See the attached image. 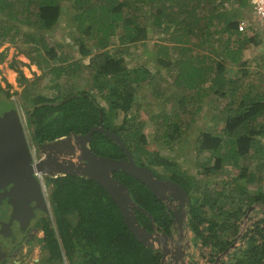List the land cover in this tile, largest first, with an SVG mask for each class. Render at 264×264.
I'll return each mask as SVG.
<instances>
[{
  "label": "trees",
  "instance_id": "obj_1",
  "mask_svg": "<svg viewBox=\"0 0 264 264\" xmlns=\"http://www.w3.org/2000/svg\"><path fill=\"white\" fill-rule=\"evenodd\" d=\"M32 1L24 0L25 7L17 10L10 0H0V13L11 21L4 24L1 20L0 43L6 32L17 30L10 41L31 44L37 54V59L32 57V63L37 66L57 63L51 64L48 70L55 75L52 80L63 74L72 75L80 67L91 71L90 79L81 89L58 90L56 96L34 93L32 99H26L31 140L36 148L73 132L84 135L102 122L104 128L119 135L139 165L148 167L158 178L174 180L185 189L189 199L187 226L196 239L193 244L210 247L213 263L240 238L242 244L224 254L226 258H220L216 264H264V90L258 91L251 83L242 93L234 95L238 82L249 73L242 51L261 43L258 34L248 35L238 30V20L248 8L247 0H71V8L75 10L72 17L77 21L73 31L77 33L74 44L78 56L71 58L72 61L68 60V53L66 58L62 57L63 50L58 51L62 48L60 43H48L42 33L57 24L62 13L61 0H36L32 13H25L23 9L26 11ZM22 26L33 30L19 31ZM151 27L153 31L149 33ZM85 35L94 50L84 42ZM154 36L172 43L179 56L173 64L171 61L172 65L180 64L174 83L177 86L182 79L181 85L187 91L182 98L174 96L176 106L185 114L194 115L204 108L200 106L204 98L210 105L217 98L227 101L222 127L202 130L194 141L196 152L206 153L205 161L199 165L201 176L215 179L223 163L232 166L231 174H234L232 168L237 169L234 176L220 185L213 183L210 189L209 185L201 187V178L187 175L157 152L148 151L146 135L141 131L142 121L133 122L130 113L139 87L152 85L154 98L161 93L160 87L154 85L156 74L143 65L129 66L123 54L129 52L127 44L144 43ZM111 37H116L120 45L113 44ZM205 47L209 54L199 51ZM162 48L167 49L164 45ZM2 57L3 53L0 60ZM84 58L87 64L82 63ZM235 66L242 76L232 79L227 73ZM17 71L20 79L25 80L23 73ZM42 77L44 74L36 79ZM0 90L3 89L0 87ZM178 107H171L164 115L151 113L156 119L154 124L162 129L157 140L168 147L187 130L181 129L188 123L182 120ZM113 122L117 123L114 127ZM88 147L99 155L125 157L117 143L97 131L92 133ZM210 159L212 164L207 166ZM156 166L165 173L160 174ZM255 172L259 173L257 178L253 177ZM113 176L127 186L137 205L135 215L146 230L153 231L152 220L156 228L158 225L169 227L171 220L164 204L144 184L121 170ZM48 180L50 204L57 221L56 228L47 227L46 231L53 258L61 259L63 249L66 258L74 264H160V249L137 241L105 188L77 175H57ZM218 200L222 203L216 206ZM252 203L261 205L263 216L238 235L237 222ZM207 207L216 208L217 215L224 218L210 217Z\"/></svg>",
  "mask_w": 264,
  "mask_h": 264
},
{
  "label": "rangeland",
  "instance_id": "obj_2",
  "mask_svg": "<svg viewBox=\"0 0 264 264\" xmlns=\"http://www.w3.org/2000/svg\"><path fill=\"white\" fill-rule=\"evenodd\" d=\"M10 2L14 3V6L17 10L22 9L25 7L24 0H10ZM61 16L57 22V24L51 29L43 31L42 33L44 36L48 39V43H60L62 45L61 49H58V51H62V57H67L65 53H68V60L72 61L71 58H77L76 53V46L74 44V37H76V32L73 31V26L77 21H75V18L72 17V15L75 13V10L71 8V0H61ZM100 2V0H99ZM99 5V3H98ZM36 6V0H33L32 3L29 5V8L24 12L26 13L29 11V14L32 13V9H34ZM255 19V18H254ZM1 20H4L5 23L11 24V21L6 20L5 16H3L0 13V27L2 26ZM252 21L253 20L251 19ZM253 22L254 26H257V24ZM252 23V22H251ZM244 29L242 31L246 32L248 35H252L248 27L251 26L248 21L244 22ZM256 24V25H255ZM249 25V26H248ZM256 28V27H255ZM153 28L149 29L151 32ZM33 29L30 27H24L22 26L19 31H32ZM118 31V30H117ZM17 30H9L6 35V37L3 38L2 42L0 43V54L3 53V57L0 60V86L7 89V94L5 96L9 99H2L0 98V114L5 112L6 109L12 108L15 104L18 110V114L20 116L24 132L26 137L28 138L29 142H32L31 140V132H32V125L30 121L27 118L26 115V105L29 104V102L26 101V99H32V94L38 93V94H44L48 96H56L59 91L63 90H72V89H81L82 87L87 84V80L90 79L91 71L90 69H85L80 67V69L76 70L75 73L72 75L69 74H63L56 80H52L54 78L53 72H48L50 70L51 64H57L56 62H51L49 66H45L44 63H42L41 66H37L36 64L32 63V57L34 59L36 58L35 51L32 50V45L28 43H24L21 41H15L11 42L10 37L16 33ZM41 33V32H40ZM41 33V34H42ZM120 34V32H116V35ZM260 35V34H259ZM258 35V36H259ZM261 36V35H260ZM259 36V37H260ZM84 42L87 46L91 48L92 42L87 38V35L83 36ZM262 39V37L260 38ZM111 42L113 44H117L119 46L118 40L116 37L110 38ZM166 43H168V40H165ZM152 42H150L149 45H151ZM129 46V52H125L123 54V57L129 64V66H138L146 64L151 68V71L153 73V70L155 69H163L166 73L158 74L156 79V83L154 84L156 87H160V96L154 98L151 94V90L153 88L150 87V85H144L143 87H139L137 91V101H135V105L133 106L132 112L130 113L133 118L134 123H139L142 121L143 125L141 127V131H143L146 135L147 143H146V149L150 152H157L160 157L165 158L166 160L173 162L177 168L185 173L187 175L195 176L196 178H201L200 185L201 187H208L212 188L213 183H217L220 185L221 181H226L229 176L235 175L237 172V169L232 168V172L234 174L230 173V169L232 166L228 165L227 163L222 164V170L219 171L217 177L215 179H208L206 177L201 176V174L198 173V170L200 169L199 165L205 161V154H200L196 152L195 149V138L202 130H209L212 129H219L222 127V119L225 115V108L224 104L227 102L225 98H217L215 103L213 105H210V102H206V98L202 99L200 102V106H203L204 108L197 111L194 115L192 113L187 112L185 114L184 111L178 106L175 105V98L174 96L177 95L182 98V96L186 95V89L184 88L182 83H179V85H175L174 81V73L171 66L170 70H166L169 67L168 61L171 64L172 58L176 56L177 51H172L171 49H164L163 51L155 52L153 49L154 47H149L146 51L142 47V42H137L133 44H127ZM127 46V47H128ZM112 48V45L110 46ZM142 47V49H141ZM169 47V46H168ZM170 48V47H169ZM92 49V48H91ZM94 50V49H92ZM176 50V49H175ZM142 51V53H141ZM202 53H208L207 48L205 47V50H199ZM259 51V52H258ZM255 52V53H252ZM243 54H241L242 60L247 61L248 64L245 65V68L249 71V73L246 74V76L242 77V81L240 80L238 82V85L236 86V91L234 92L235 97L242 93L246 88L247 85L253 84L258 88V90H264V40H261V43L257 47H251L247 50L242 51ZM257 53H260L257 54ZM140 57H142V60H140ZM159 57L162 59L159 60ZM177 58V56H176ZM175 58V59H176ZM171 59V60H170ZM83 64H87V58H84L82 60ZM13 64V65H12ZM167 64V65H166ZM258 64L260 66H258ZM65 67L66 64H63ZM11 66L16 67L15 69ZM74 66V64H72ZM164 66H168L167 68ZM243 67V66H242ZM17 70H20L23 74V76L26 78L25 80H21L19 77V73ZM237 68L236 66L230 70L227 75H231L232 79L242 76V72H236ZM243 70V68H242ZM44 74V77L36 79L37 76H41ZM32 83L34 86V91L32 92ZM7 84H9V89L7 87ZM97 96V94L95 93ZM168 100L165 102V100ZM194 101V100H193ZM191 104L194 105L195 103L192 102ZM171 107H178L180 110V113L183 115L182 120L185 121V123H188L187 125H183L181 129H185V133L182 134L179 140L173 146L168 147L165 144H162L161 141H158L157 137L159 133H162V129L157 127L155 123L156 119H153L151 117V113L157 112L160 115H164L165 111L170 109ZM193 107V108H194ZM185 114V115H184ZM119 117V116H118ZM163 117H159L161 119ZM218 119V120H217ZM120 120V119H119ZM119 123V121L117 120ZM114 123V124H113ZM113 126H116L117 123L113 122ZM159 132V133H158ZM157 133V134H156ZM264 144V142H263ZM208 157V156H207ZM209 158V157H208ZM212 164L211 159L208 162L207 166ZM160 174H164L165 171H163L162 168H159L156 166ZM46 176V175H44ZM232 176V177H233ZM259 176L258 172L254 173L255 178ZM49 181V180H48ZM50 185V182H48ZM253 187V186H252ZM257 186H255L256 188ZM51 185L46 188V192L50 191ZM229 188H225V191L229 192ZM236 191L235 189H231ZM222 201L218 200L217 205L221 204ZM254 207L250 210L248 214V220L244 219L245 215L242 216L237 224L239 228V234H242L244 231H246L248 228L251 227L252 220H256L259 217L263 216V213L261 212V205L257 203H252ZM264 212V211H263ZM207 214L210 217L224 218L223 215L219 216L216 212V208H210L207 207ZM251 216V217H250ZM252 220H251V219ZM204 225V230H205ZM206 231V230H205ZM187 238H192V233L189 229H187ZM192 242H196V239L192 238ZM242 244V241L240 238H236L235 246H240ZM233 247V248H234ZM231 248L230 251L233 249ZM64 251V250H63ZM189 256L187 261L190 264H216L217 261L213 263L211 261L212 258V250H210V247L203 246V247H196L194 249L190 250ZM220 258H226L225 255L222 253L219 255ZM217 259V258H216ZM219 261V260H218Z\"/></svg>",
  "mask_w": 264,
  "mask_h": 264
},
{
  "label": "water",
  "instance_id": "obj_3",
  "mask_svg": "<svg viewBox=\"0 0 264 264\" xmlns=\"http://www.w3.org/2000/svg\"><path fill=\"white\" fill-rule=\"evenodd\" d=\"M94 131L103 133L110 140L117 143L124 152L125 157L112 158L91 151L88 142ZM40 152L43 157L34 165L32 164V170L34 166L36 171L50 177L77 175L97 182L105 188L117 204L132 235L146 247L154 249L159 244L158 234L154 231L153 220L151 221L153 232H149L140 224L135 215L134 207H137V205L132 200L127 186L113 176L114 172L121 170L131 175L144 184L158 199H163L164 192H167L170 202H178L179 200L178 204L180 206H182V201L189 206L187 192L180 184L169 179H160L148 167L139 165L119 135L104 128L102 122L91 127L84 135L73 132L57 140L46 142L41 145ZM28 156L26 136L20 116L15 110L3 112L0 115V178L5 176L10 180L16 174L23 176L25 171L27 172ZM180 198L182 201H180ZM253 207V205L248 207L245 218ZM176 220L175 218L174 222ZM178 223L181 226L183 219L179 220ZM184 226L188 229L186 219ZM235 242L236 239L222 254H227L234 247ZM183 246L188 248L189 240ZM178 250L181 254L179 258L170 253V250L162 251L160 264L165 263L166 257L171 259L169 264H178V261L182 260V256L186 254V251L182 249V245L178 246ZM219 259L220 256L217 257L216 261Z\"/></svg>",
  "mask_w": 264,
  "mask_h": 264
},
{
  "label": "flooded vegetation",
  "instance_id": "obj_4",
  "mask_svg": "<svg viewBox=\"0 0 264 264\" xmlns=\"http://www.w3.org/2000/svg\"><path fill=\"white\" fill-rule=\"evenodd\" d=\"M1 88L3 90H0V98L9 99L5 96L7 94L5 88ZM13 110L18 114L15 104L5 111ZM26 142L29 153L27 172L25 171L23 176L13 175L10 180L5 176L0 178V264H74L72 260L66 258L63 249L61 259L51 256L46 231L47 227L56 228L57 221L50 204V191L46 192V188L50 186L48 184L50 176L41 174L42 183L34 174L32 164L39 161L43 154L40 152L41 146L32 153L27 137ZM160 179L172 180L167 177ZM167 195V192H164L163 199L159 200L164 204L165 211L168 213L167 217L171 222L169 227L165 223V226L155 227L154 231L157 232L159 239L157 248L161 252L170 250V253L179 258L181 254L178 246L182 245L186 254L182 256L178 264H190L186 258L189 250L194 249L195 246L191 241L192 238H187V229L184 226L185 219L187 222L189 206L181 198L182 206L178 204L179 200L170 202ZM175 218L176 222H174ZM182 219L183 224L180 226L178 221ZM187 240H189L188 248L183 246ZM164 261V264H169L171 259L166 257Z\"/></svg>",
  "mask_w": 264,
  "mask_h": 264
},
{
  "label": "crops",
  "instance_id": "obj_5",
  "mask_svg": "<svg viewBox=\"0 0 264 264\" xmlns=\"http://www.w3.org/2000/svg\"><path fill=\"white\" fill-rule=\"evenodd\" d=\"M248 2V1H247ZM255 17H254V15H253V13H252V11H251V9H250V6H249V4H248V8H246L244 11H243V15H242V17H240V19L238 20V26H239V24L240 23H242V24H244V22L245 21H248L249 22V24L251 25V26H249L248 27V30H249V32L251 33V34H260V27H259V23L257 22V20L256 19H254ZM251 19H253V20H256V22L255 21H252ZM252 22V23H251ZM253 22H255L256 24H257V26H254L253 25ZM255 24V25H256ZM245 25V24H244ZM256 27V28H255ZM149 31V30H148ZM149 33H151V31H149ZM260 36V35H259ZM260 38H261V36H260ZM262 40V39H261ZM150 42H152L151 43V45H149L150 44ZM142 44H144V45H142V47H143V49H145V51L149 48V47H154V51L155 52H158V51H163L164 49L162 48V46L164 45V46H166L168 49H171L172 48V51H177V50H175V48L173 47V44L172 43H170V42H168V43H166L165 42V40L164 39H161L160 37H158V36H154L153 38H151V39H149V40H147V41H145L144 43H142ZM170 48H169V47ZM257 46H259V44H257V45H255L254 47H257ZM142 47H141V49H142ZM259 52V51H258ZM141 53H142V51H141ZM177 53V52H176ZM252 53H255V52H252ZM257 54H259L260 55V53H257ZM176 56H177V58H176ZM176 56L174 57V59L172 58V64L175 62V60H177L178 59V54H176ZM176 58V59H175ZM161 58L159 57V60H160ZM140 60H142V57H140ZM162 60V59H161ZM160 60V61H161ZM168 64H169V67L168 66H164V67H168L166 70H170V65H172V64H170L169 63V61H168ZM247 64H248V62H247ZM167 65V64H166ZM143 66L147 69V70H149L151 73H152V71H151V68H149V66L147 65V63L146 64H143ZM173 67H172V69H173V72L172 73H174V77L176 78V76L178 75L179 76V72H180V64H174V65H172ZM237 69H238V67H236ZM249 72V71H248ZM153 73H158V74H163V73H166L163 69H155V71L153 70ZM156 79L158 80V78H157V75H156V78H155V81H156ZM174 82V81H173ZM178 82H180V83H182L183 82V80L182 79H179L178 80ZM149 86V85H148ZM150 87H152L151 85H150ZM259 91V90H258ZM177 96V95H176ZM178 98H179V96H177ZM181 98V97H180ZM195 248V247H194ZM192 249V248H191ZM190 249V250H191ZM189 250V252H191ZM188 256H189V254H188ZM188 256H187V258H186V260L188 259Z\"/></svg>",
  "mask_w": 264,
  "mask_h": 264
},
{
  "label": "built area",
  "instance_id": "obj_6",
  "mask_svg": "<svg viewBox=\"0 0 264 264\" xmlns=\"http://www.w3.org/2000/svg\"><path fill=\"white\" fill-rule=\"evenodd\" d=\"M247 1H248V4L250 6V9H251L255 19L259 23L260 35H261L262 39L264 40V0H247ZM243 29H244V24L240 23L238 26V30L242 31ZM30 147H31V150L33 153L36 149V146L32 142H30ZM34 174L40 179V182H42L41 173L34 169ZM244 219H246V218H244Z\"/></svg>",
  "mask_w": 264,
  "mask_h": 264
}]
</instances>
